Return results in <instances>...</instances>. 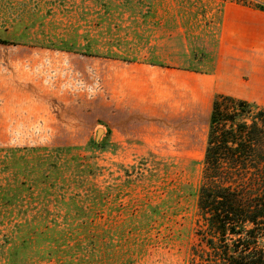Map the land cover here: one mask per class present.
Returning a JSON list of instances; mask_svg holds the SVG:
<instances>
[{
  "label": "rangeland",
  "instance_id": "obj_1",
  "mask_svg": "<svg viewBox=\"0 0 264 264\" xmlns=\"http://www.w3.org/2000/svg\"><path fill=\"white\" fill-rule=\"evenodd\" d=\"M261 5L0 0V264H190L211 105L257 74L216 53Z\"/></svg>",
  "mask_w": 264,
  "mask_h": 264
},
{
  "label": "trees",
  "instance_id": "obj_2",
  "mask_svg": "<svg viewBox=\"0 0 264 264\" xmlns=\"http://www.w3.org/2000/svg\"><path fill=\"white\" fill-rule=\"evenodd\" d=\"M207 124L190 264H264V107L221 96Z\"/></svg>",
  "mask_w": 264,
  "mask_h": 264
},
{
  "label": "crops",
  "instance_id": "obj_3",
  "mask_svg": "<svg viewBox=\"0 0 264 264\" xmlns=\"http://www.w3.org/2000/svg\"><path fill=\"white\" fill-rule=\"evenodd\" d=\"M238 31H239V33H234V32H238ZM234 32H233L232 27H230V30L227 31V34H226V37H228L227 39H230V40H231L230 37L233 36L231 43H228V44H230V46H227V48L224 47V50L220 49V51H219V47H218V51L216 53V64L219 63V61L222 59L223 55L225 57L227 56V57L231 58V60H232L233 54L239 53L240 54L239 59H240V61H242L241 67L242 68L245 67L246 69H249V61H251V60L253 61V60H255L253 58H256L257 74L254 77L253 76L254 74L251 75L247 72V74L250 75V77H251L248 80L249 84L247 86V89H250V91L248 92V95L245 96L244 99H242V100L246 99V101L256 102L259 105H261L262 107H264V32H258L259 33V35H258L257 32H248L247 29H243V28H240L239 30H238V28H235ZM237 37H240V39H241V43L238 46H236V44L233 43V42H235L234 38L237 39ZM247 38L249 39V42L247 41V43H244ZM254 40H257L258 42H253ZM1 47L2 46H0V49H1ZM255 53L258 54L257 57H254ZM10 57H11V55L7 51L1 52L0 53V62L9 61L11 59ZM1 67H2V70H0V71H3V69L5 70L8 67V64L1 65ZM152 69L169 70L168 68H161L160 66L159 67L155 66ZM220 69H221V66H219V64H218V65H216L214 72H216V73L220 72ZM241 74L242 75L246 74L245 70L242 69ZM123 125L125 128L124 129L125 131H128V132L133 131L130 124H128V126H126V123H124Z\"/></svg>",
  "mask_w": 264,
  "mask_h": 264
},
{
  "label": "water",
  "instance_id": "obj_4",
  "mask_svg": "<svg viewBox=\"0 0 264 264\" xmlns=\"http://www.w3.org/2000/svg\"><path fill=\"white\" fill-rule=\"evenodd\" d=\"M101 132H102L101 130H98L96 136L98 137Z\"/></svg>",
  "mask_w": 264,
  "mask_h": 264
}]
</instances>
